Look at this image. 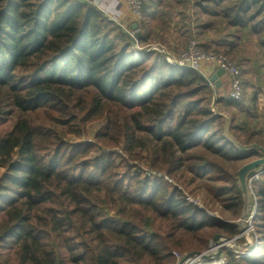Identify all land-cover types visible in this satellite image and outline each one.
<instances>
[{
  "label": "trees",
  "instance_id": "trees-1",
  "mask_svg": "<svg viewBox=\"0 0 264 264\" xmlns=\"http://www.w3.org/2000/svg\"><path fill=\"white\" fill-rule=\"evenodd\" d=\"M148 34L138 31V41ZM135 41L91 0H0V264H174V251H204L216 230L241 233L237 222L207 214L176 185L129 164L143 151L149 168L185 185L208 175L226 181L209 191L242 213L237 173L187 156L199 147L250 156L226 137L206 77L152 48L136 57ZM257 99L216 103L247 123ZM231 118L230 134L242 142V124ZM94 121L98 143L120 145L128 158L71 140ZM256 135L249 129L246 142ZM257 194L256 251L230 252L227 264H264V187Z\"/></svg>",
  "mask_w": 264,
  "mask_h": 264
},
{
  "label": "crops",
  "instance_id": "crops-1",
  "mask_svg": "<svg viewBox=\"0 0 264 264\" xmlns=\"http://www.w3.org/2000/svg\"><path fill=\"white\" fill-rule=\"evenodd\" d=\"M117 12L120 23L149 35L159 36L171 55L185 46L187 37L194 36L202 48L229 53L242 67L245 99L257 95L258 115L252 118V129L262 134L264 126V0H144L147 13L136 17L124 0ZM169 34V35H168ZM164 35L168 36V39ZM149 36V37H150ZM219 68L214 62H204L202 74L213 76ZM220 86L210 85L214 92H230V76L219 77ZM258 89V90H257ZM264 128V127H263Z\"/></svg>",
  "mask_w": 264,
  "mask_h": 264
},
{
  "label": "rangeland",
  "instance_id": "rangeland-1",
  "mask_svg": "<svg viewBox=\"0 0 264 264\" xmlns=\"http://www.w3.org/2000/svg\"><path fill=\"white\" fill-rule=\"evenodd\" d=\"M143 4H144V0H143ZM119 12H121V10ZM118 17L120 18L121 16H118ZM114 21L116 23L120 24L119 19L114 20ZM145 31H147V30H145ZM145 31H144V34H145ZM148 32H149V30H148ZM137 34L138 33H136L134 35L136 40H138ZM149 34H148L146 41H142V42L135 41V45L133 47V53L136 57L141 56L146 49L152 48V49H155V50H158V51L165 53L170 62L178 65L176 61L179 60V58L182 56L184 50L186 49V47L188 46L190 41L196 40L197 42H199L197 40V38H195L194 36H191V37L188 36L187 41H186L183 49L177 55L173 56L168 51V49H167L168 46H166L165 44L162 45V43L160 42L159 38H161V37H159L157 35L155 37L154 36L151 37ZM164 36H165V38L168 39L167 35H164ZM201 49L204 50V48H202V47H201ZM205 50H207V49H205ZM227 54H229V53H227ZM230 57L232 60H234V58L231 55H230ZM171 59H172V61H171ZM204 62H208V61H204ZM204 62L197 69L201 73L203 72L202 66H203ZM206 79H209V78H206ZM212 84L215 86L214 83H212ZM246 88L247 87H246V83H245V92L247 90ZM219 97H227L226 91H222L221 93H217L216 91L214 92V90H213V96H212V100H211L210 105L215 110H218V111L222 112L223 114H225L227 117H229V116L231 117V115H235L237 117L236 124H242V129H237V130H235V132L237 133L238 137L241 139L243 144H251L253 142H256L255 141L256 139H260L261 140L260 142L264 143V128H263L264 126L261 127L262 129H260V130H262L261 131L262 134L260 136L253 138V141H251L249 143L246 142L247 141V138H246L247 131H249V129L252 128V119L249 118L248 122L246 123V120L242 119L243 114L239 113L236 108L228 107L225 104H218L217 105L216 100ZM245 97L246 96H244V98ZM227 98H229V95ZM100 126H101V121H94L87 126L86 131H84L80 137L77 138V137L70 136L71 140H73L75 142L76 141H78V142L79 141L80 142H83V141L92 142L93 144H96L95 152H101V151L110 152L111 154H114V156L116 157L118 162L121 161L122 157L128 158V154L122 149V146H120V145L119 146H116V145L115 146H112V145L105 146L102 143H98V141L94 137V133ZM139 155L141 157V160L140 159L131 160V161H129V164H131L132 166L133 165L139 166V168H141V170L143 172H144V170L151 169V168H149L148 163H147L146 158H145L146 153L142 151ZM201 155H204L209 160L216 161V162L222 164L224 167H226L229 170L230 173H238V170L241 166H243L247 162H250L256 158H259L260 156L263 155V153L262 152L254 153L253 152L252 155L245 157V158L230 159V158L214 155L213 153L207 152L204 148L199 147V148H196L195 150H193L187 154L188 157H190V156L197 157V156H201ZM189 162L193 163L195 161L193 159L192 161L190 160ZM187 163H188V161H187ZM209 170L210 169L208 168V171ZM4 172H5V169L0 168V176ZM190 176L192 177V175H190ZM208 176H206L204 178H196V180H194L191 183H190L191 180L189 179V181L186 185L182 181L178 180L177 178H174L172 176H169V177L173 180L174 183H177L178 185H180L183 188V190L185 191V193H187L191 198H193L195 201H197L196 204L192 203V202H190V203H192L195 206L205 210V212L209 215L224 218V219L231 220L233 222L238 223L241 215H237L235 212H233L232 210H228L225 207L223 196H221V197L216 196L209 191L210 187L214 188V186L217 187V186H221L223 184H229V183H226V181H211ZM159 179H162V178H159ZM173 182L171 181V183H169V182L168 183L174 185ZM262 187H264V173L261 175L260 179L255 182V185H254L255 196L252 194V190L250 189L252 207H253V204H255V200L258 198L257 191ZM252 207H251V210L253 211L254 208H252ZM252 211H249V214L252 213ZM249 214H248V216H249ZM255 214L256 213H254V216L252 217L251 222H248V216H247V219L245 220V226L247 228H249L251 226V228H252V231L248 233L252 239V240L250 239L252 241V254L256 251V246H257L258 241H259V233L257 231V228H259L260 220L257 218L258 216ZM217 234L221 235V239L224 238L227 240H231V239L236 237L235 236V237L230 238L226 235V232L221 231V230H216L214 235L209 237L205 250L208 249L210 247L211 243L214 242V237ZM239 235H237V236H239ZM242 237H244L245 240L240 239L241 237H239L237 240H235V242L230 241L228 246H225L222 248V251L225 252L226 254H228L230 252L236 254V252H235L236 250L240 251V250L245 249L247 247L246 246L247 241H246L245 236H242ZM180 253L186 254V252H180ZM175 260H176V258H175ZM227 260H228V255H227ZM67 264H73V263L67 262Z\"/></svg>",
  "mask_w": 264,
  "mask_h": 264
},
{
  "label": "built area",
  "instance_id": "built-area-1",
  "mask_svg": "<svg viewBox=\"0 0 264 264\" xmlns=\"http://www.w3.org/2000/svg\"><path fill=\"white\" fill-rule=\"evenodd\" d=\"M93 1L97 6H99L103 11L113 20H118L119 12L122 9L123 3L115 1L109 2L108 0H91ZM124 3L127 5V7L130 8L132 13L138 17L141 18L143 14V0H124ZM123 27L127 28L133 36L138 33V29L135 27H127L120 23ZM138 41V40H136ZM172 61V59H171ZM214 62L218 68H222L225 73H227L230 76V92H229V98L235 102H241L244 99L245 96V78L242 67L234 60L231 59L229 54H226L224 52H220L217 50H203L200 47L199 42L196 40L190 41L186 49L184 50L182 56L177 60V64L179 66L184 67H192L195 69H198L199 66L204 62ZM210 85H213L212 83H209ZM105 152V151H104ZM264 173V169L260 170L256 174H254L252 177L249 178V184L250 188L252 190V194L255 196V190H254V184L256 181H258L261 177V175ZM144 175L153 177V178H162L166 182L171 183L173 180L167 175L166 173L155 170V169H148L144 170ZM178 188H183L178 185L177 183H174ZM184 195L186 197V200L188 202L197 203L193 198H191L185 191L183 190ZM187 194V195H186ZM253 211L248 216V222H251L252 217L254 216V213L257 208V201L255 200V204H253ZM252 228L251 226L247 228V232H251ZM244 236V234H241L239 236H236L234 240H237L239 237ZM232 240H227L224 238H220V240L215 243H211L210 247L204 251L201 252H194V253H186L182 254L178 251H174V256L176 258L175 264H227V254L222 251V248L229 245V242ZM235 242V241H232ZM243 249V248H242ZM237 256H248L252 254V245L249 247H246L243 250H236L235 251Z\"/></svg>",
  "mask_w": 264,
  "mask_h": 264
},
{
  "label": "water",
  "instance_id": "water-1",
  "mask_svg": "<svg viewBox=\"0 0 264 264\" xmlns=\"http://www.w3.org/2000/svg\"><path fill=\"white\" fill-rule=\"evenodd\" d=\"M136 27V25L134 26ZM225 71L222 68H219L216 73L211 76L209 79H207L208 83H214L216 87L220 86V80L219 77L221 75H224ZM225 115V114H224ZM225 117H227L225 115ZM226 137L234 144L236 145L241 151L244 153L252 155L253 152H262L263 155L259 158H256L250 162L245 163L243 166H241L237 173V182L238 185L244 195V207L240 216V219L238 221V225L240 227L241 234H244L247 244L246 246L249 247L252 245V239L250 235L247 232V227L245 226V220L247 219V216L250 211L251 206V192H250V184H249V178L252 177L254 174L259 172L260 170L264 169V146L253 142L251 144H243L239 142L234 136L230 134V124L232 121V118L229 116L226 118ZM221 238L220 234H217L214 237V242L217 243ZM251 239V240H250ZM232 241H235L234 238L231 239ZM194 253V252H191ZM189 253V254H191Z\"/></svg>",
  "mask_w": 264,
  "mask_h": 264
},
{
  "label": "bare ground",
  "instance_id": "bare-ground-1",
  "mask_svg": "<svg viewBox=\"0 0 264 264\" xmlns=\"http://www.w3.org/2000/svg\"><path fill=\"white\" fill-rule=\"evenodd\" d=\"M232 242V241H231Z\"/></svg>",
  "mask_w": 264,
  "mask_h": 264
}]
</instances>
